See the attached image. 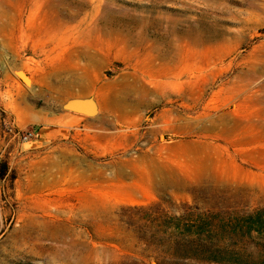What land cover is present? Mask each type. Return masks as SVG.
Here are the masks:
<instances>
[{
	"label": "rangeland",
	"instance_id": "1",
	"mask_svg": "<svg viewBox=\"0 0 264 264\" xmlns=\"http://www.w3.org/2000/svg\"><path fill=\"white\" fill-rule=\"evenodd\" d=\"M2 165L0 264H162L193 219L264 249V0H0Z\"/></svg>",
	"mask_w": 264,
	"mask_h": 264
},
{
	"label": "trees",
	"instance_id": "2",
	"mask_svg": "<svg viewBox=\"0 0 264 264\" xmlns=\"http://www.w3.org/2000/svg\"><path fill=\"white\" fill-rule=\"evenodd\" d=\"M6 174L4 165L0 168V177ZM186 216H171L179 220ZM187 222L184 226L177 223L176 227L162 238L164 260L162 264H264V249L247 251L232 244L235 237L213 234L212 229L199 219ZM195 227V228H194ZM258 231H262L259 227ZM160 239V238H159Z\"/></svg>",
	"mask_w": 264,
	"mask_h": 264
},
{
	"label": "water",
	"instance_id": "3",
	"mask_svg": "<svg viewBox=\"0 0 264 264\" xmlns=\"http://www.w3.org/2000/svg\"><path fill=\"white\" fill-rule=\"evenodd\" d=\"M19 73L17 72L21 80L26 79ZM60 108L64 111H70L87 117H96L102 113L101 102L94 93L68 96L61 102Z\"/></svg>",
	"mask_w": 264,
	"mask_h": 264
},
{
	"label": "crops",
	"instance_id": "4",
	"mask_svg": "<svg viewBox=\"0 0 264 264\" xmlns=\"http://www.w3.org/2000/svg\"><path fill=\"white\" fill-rule=\"evenodd\" d=\"M59 117L46 129H40V138L47 137H63L69 134V129L74 127L79 120L80 115L70 112L62 111Z\"/></svg>",
	"mask_w": 264,
	"mask_h": 264
},
{
	"label": "built area",
	"instance_id": "5",
	"mask_svg": "<svg viewBox=\"0 0 264 264\" xmlns=\"http://www.w3.org/2000/svg\"><path fill=\"white\" fill-rule=\"evenodd\" d=\"M4 132L11 137L18 138L22 141H29L40 136L39 131L35 129H24L16 124L14 120L4 119Z\"/></svg>",
	"mask_w": 264,
	"mask_h": 264
}]
</instances>
